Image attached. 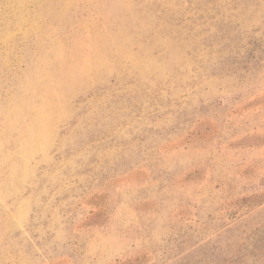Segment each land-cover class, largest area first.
I'll return each instance as SVG.
<instances>
[{"label": "rangeland", "instance_id": "obj_1", "mask_svg": "<svg viewBox=\"0 0 264 264\" xmlns=\"http://www.w3.org/2000/svg\"><path fill=\"white\" fill-rule=\"evenodd\" d=\"M0 264H264V0H0Z\"/></svg>", "mask_w": 264, "mask_h": 264}]
</instances>
